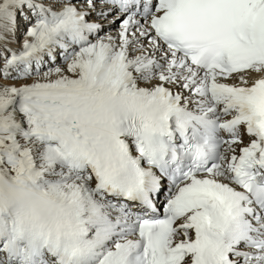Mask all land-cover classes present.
<instances>
[{"label": "snow or ice", "instance_id": "1", "mask_svg": "<svg viewBox=\"0 0 264 264\" xmlns=\"http://www.w3.org/2000/svg\"><path fill=\"white\" fill-rule=\"evenodd\" d=\"M0 264H264V0H0Z\"/></svg>", "mask_w": 264, "mask_h": 264}, {"label": "rangeland", "instance_id": "2", "mask_svg": "<svg viewBox=\"0 0 264 264\" xmlns=\"http://www.w3.org/2000/svg\"><path fill=\"white\" fill-rule=\"evenodd\" d=\"M111 29H114V27H111ZM20 37V38H19ZM24 39L22 32H19V34H17L16 37V42L11 43L9 46L14 48V49H18L20 46V43L22 42V40ZM57 63H59V60L57 61ZM8 83H12V81H7Z\"/></svg>", "mask_w": 264, "mask_h": 264}, {"label": "bare ground", "instance_id": "3", "mask_svg": "<svg viewBox=\"0 0 264 264\" xmlns=\"http://www.w3.org/2000/svg\"><path fill=\"white\" fill-rule=\"evenodd\" d=\"M91 19V18H90ZM20 38V37H19ZM20 46V45H19ZM247 141V138H245V142Z\"/></svg>", "mask_w": 264, "mask_h": 264}]
</instances>
